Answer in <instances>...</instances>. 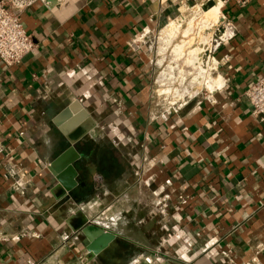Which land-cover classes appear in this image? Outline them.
<instances>
[{
    "label": "crops",
    "instance_id": "1",
    "mask_svg": "<svg viewBox=\"0 0 264 264\" xmlns=\"http://www.w3.org/2000/svg\"><path fill=\"white\" fill-rule=\"evenodd\" d=\"M192 1L39 0L25 12L36 48L0 61V264H264V118L245 96L264 73V0L216 1L222 85L167 120L152 57L130 46ZM72 140L89 212L113 206L116 222L94 258L53 193L51 163Z\"/></svg>",
    "mask_w": 264,
    "mask_h": 264
},
{
    "label": "bare ground",
    "instance_id": "2",
    "mask_svg": "<svg viewBox=\"0 0 264 264\" xmlns=\"http://www.w3.org/2000/svg\"><path fill=\"white\" fill-rule=\"evenodd\" d=\"M220 6L221 4H216L205 10L201 16L193 18L184 29L180 25H176L174 29H168V27L171 28V26H174L173 20L171 19L165 28L166 30L163 31V34L161 33V53L166 52V54H162L163 58L159 61L168 60V64L173 62L175 66H169L171 68H168V70L165 69L160 74L159 82H162V88L158 91L159 95L173 92V96H193L198 92L203 82L206 83L210 92L221 87L223 79L214 77L212 73L214 60L211 58H207L206 61L203 60L205 52L210 48V34L207 31L215 28L214 26L221 22L218 21L221 18L219 13H222L220 12ZM169 49L170 52L167 53ZM175 69L179 71L178 81L176 80L178 76L175 73ZM185 76H191L192 79L188 82ZM174 82L180 84L178 86L179 88L176 85V87L174 86ZM194 85L198 89L191 91L190 87Z\"/></svg>",
    "mask_w": 264,
    "mask_h": 264
},
{
    "label": "built area",
    "instance_id": "3",
    "mask_svg": "<svg viewBox=\"0 0 264 264\" xmlns=\"http://www.w3.org/2000/svg\"><path fill=\"white\" fill-rule=\"evenodd\" d=\"M39 0H0V61L7 67H12L19 64L23 58L31 53L35 48L36 44L33 36L27 31L23 22V15L31 7H33ZM204 4L216 2L217 0H200ZM253 0H226V2H233L238 7H245ZM223 15V21H225ZM226 25V24H225ZM152 31L150 29H144L141 33L135 36L131 41L130 46L133 49H141L143 39L149 35ZM224 36L221 34L216 40L209 57L213 58V53L216 48L223 41ZM218 67L214 62L212 69L214 77L218 78ZM219 89V87L217 88ZM216 90V89H215ZM214 90V91H215ZM210 92V95H213ZM201 93V91H200ZM199 93V94H200ZM197 94V95H199ZM245 96L251 106L252 114L264 118V73L253 83L246 91ZM190 101H185L183 105L174 107L173 109H164V112L160 113V117L163 120H167V115L171 110L179 109L180 107L186 106ZM3 149H0L2 152ZM18 188H22L23 185L18 182L16 183ZM112 208L109 206L103 209L100 213H96L91 216L90 223L93 225L101 226L109 231L116 230V222L112 218Z\"/></svg>",
    "mask_w": 264,
    "mask_h": 264
},
{
    "label": "water",
    "instance_id": "4",
    "mask_svg": "<svg viewBox=\"0 0 264 264\" xmlns=\"http://www.w3.org/2000/svg\"><path fill=\"white\" fill-rule=\"evenodd\" d=\"M212 4L214 3H209V6ZM84 156V151L79 150L77 142L72 140L71 145L51 163V171L58 181L53 193L58 200L57 209H74L67 223L75 232L85 236L84 244L89 252L88 258H94L101 255L106 248L114 246L116 234L113 230L109 231L90 223L92 216L88 210L90 197H84L83 194L88 192L92 182L80 183L78 180L82 171L80 163L84 160Z\"/></svg>",
    "mask_w": 264,
    "mask_h": 264
},
{
    "label": "rangeland",
    "instance_id": "5",
    "mask_svg": "<svg viewBox=\"0 0 264 264\" xmlns=\"http://www.w3.org/2000/svg\"><path fill=\"white\" fill-rule=\"evenodd\" d=\"M216 4H220L219 2H214V4L210 5L209 4H204L203 2L201 1H192L188 4H184L183 7L181 9H179L180 11H177L176 14L172 17V20H173V23H174V26H171V28L168 27V29H174L176 25H180L181 28H185L187 27V24L193 19V18H197L199 16H201L205 10L211 8L213 5H216ZM221 8V6H220ZM222 12V11H220ZM223 13H219V16L221 18H219V22L217 25H215L214 27L215 28H211L210 30H208V34H210V48L205 52V56H204V59L203 60H207V58H211L209 57V55H211V51L213 49V46L215 44V40L221 35L222 33V28L224 27L225 23L223 21ZM212 19L215 20V18L213 16H211ZM171 20V19H170ZM170 20L167 21V23H165L160 29L158 30H155V31H152L149 35H147L142 42V48L152 57L153 59V67H154V76H155V80H154V83H153V89H154V92H153V95H155L156 97V100L158 101L160 109H173L174 107H179L181 105H183V103L185 101H190L189 102V105L191 104H195L198 100V98L200 97H203V96H206L207 93L210 92L209 88H207V85L206 83H202L198 90V92L195 94V95H183V96H173V92L170 93V94H160L159 95V89L161 90V83L162 82H159V77H160V74L163 73V71L168 70V68H171L169 66H175V64L173 62H170L168 64V60H163L162 62H160L159 60H161V58H163L162 54H166V52L164 53H161L162 52V44H161V36L163 34V31L166 30V26L170 23ZM177 22V23H176ZM162 33V34H161ZM212 34V35H211ZM161 50V51H160ZM160 51V52H159ZM170 52V49L167 53ZM161 53V54H160ZM212 59V58H211ZM165 65V66H164ZM175 73H177L176 76V80L179 78V71L178 69H175ZM213 73V71H212ZM214 76V75H213ZM185 79L188 80V82L192 79L191 76H185ZM178 81V80H177ZM188 82H186L187 85ZM179 86L180 84H177V82H174V86ZM175 86V87H176ZM179 88V87H178ZM197 86L194 85L192 87H190V90L193 91V90H197ZM201 91V93H200ZM200 93V94H199ZM199 94V95H197ZM175 103V104H173ZM164 111V110H163ZM102 211L99 210L97 211L98 213H100ZM119 257V256H118ZM120 258V257H119Z\"/></svg>",
    "mask_w": 264,
    "mask_h": 264
}]
</instances>
